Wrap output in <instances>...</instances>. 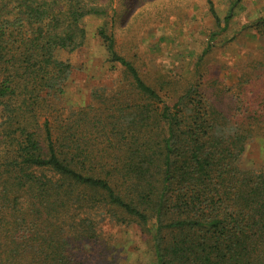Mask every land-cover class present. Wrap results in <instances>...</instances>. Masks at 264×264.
<instances>
[{
    "label": "trees",
    "instance_id": "obj_1",
    "mask_svg": "<svg viewBox=\"0 0 264 264\" xmlns=\"http://www.w3.org/2000/svg\"><path fill=\"white\" fill-rule=\"evenodd\" d=\"M113 1L0 0V264H92L81 245L105 226L147 236L152 264H264V169L240 167L258 118L240 100L232 117L198 85L167 101L103 27L114 87L59 107L57 54L83 46L85 18L115 25Z\"/></svg>",
    "mask_w": 264,
    "mask_h": 264
},
{
    "label": "rangeland",
    "instance_id": "obj_2",
    "mask_svg": "<svg viewBox=\"0 0 264 264\" xmlns=\"http://www.w3.org/2000/svg\"><path fill=\"white\" fill-rule=\"evenodd\" d=\"M117 12L108 18L88 17L83 46L60 52L71 66L65 95L67 111L99 105L119 75L108 60L98 34L105 28L121 56L132 61L145 81L162 95L200 86L225 116H235L240 100L256 134L240 158L243 170L264 169V0H114ZM230 17L228 24L225 18ZM197 72V73H196ZM167 99V98H166ZM237 120L240 119V116ZM252 123L246 120V124ZM100 248H81L92 264H152L147 236L132 227H104Z\"/></svg>",
    "mask_w": 264,
    "mask_h": 264
}]
</instances>
